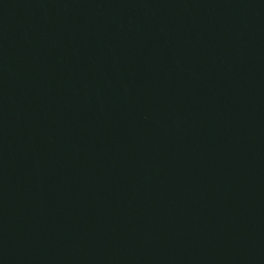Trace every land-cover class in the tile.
<instances>
[{
    "label": "water",
    "instance_id": "1",
    "mask_svg": "<svg viewBox=\"0 0 264 264\" xmlns=\"http://www.w3.org/2000/svg\"><path fill=\"white\" fill-rule=\"evenodd\" d=\"M0 264H264V0H0Z\"/></svg>",
    "mask_w": 264,
    "mask_h": 264
}]
</instances>
